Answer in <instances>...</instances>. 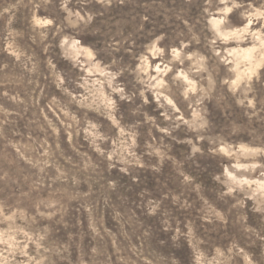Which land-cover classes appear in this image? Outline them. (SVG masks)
Wrapping results in <instances>:
<instances>
[{"label": "rangeland", "instance_id": "1", "mask_svg": "<svg viewBox=\"0 0 264 264\" xmlns=\"http://www.w3.org/2000/svg\"><path fill=\"white\" fill-rule=\"evenodd\" d=\"M0 264H264V0H0Z\"/></svg>", "mask_w": 264, "mask_h": 264}]
</instances>
